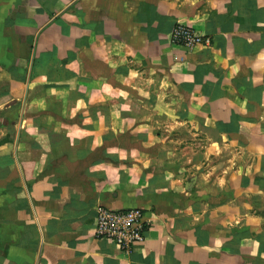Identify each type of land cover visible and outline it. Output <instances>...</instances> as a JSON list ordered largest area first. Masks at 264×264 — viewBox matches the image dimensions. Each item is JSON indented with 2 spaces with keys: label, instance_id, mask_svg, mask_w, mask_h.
<instances>
[{
  "label": "crops",
  "instance_id": "crops-1",
  "mask_svg": "<svg viewBox=\"0 0 264 264\" xmlns=\"http://www.w3.org/2000/svg\"><path fill=\"white\" fill-rule=\"evenodd\" d=\"M0 264H264V0H0Z\"/></svg>",
  "mask_w": 264,
  "mask_h": 264
},
{
  "label": "built area",
  "instance_id": "built-area-1",
  "mask_svg": "<svg viewBox=\"0 0 264 264\" xmlns=\"http://www.w3.org/2000/svg\"><path fill=\"white\" fill-rule=\"evenodd\" d=\"M171 41L175 46L189 50L210 43L209 38L182 24L173 29ZM94 229L97 239L114 244L123 253L139 250L149 233L141 209L110 210L99 207L94 217Z\"/></svg>",
  "mask_w": 264,
  "mask_h": 264
}]
</instances>
